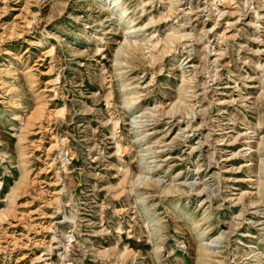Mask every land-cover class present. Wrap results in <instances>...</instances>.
Returning <instances> with one entry per match:
<instances>
[{
    "label": "rangeland",
    "instance_id": "obj_1",
    "mask_svg": "<svg viewBox=\"0 0 264 264\" xmlns=\"http://www.w3.org/2000/svg\"><path fill=\"white\" fill-rule=\"evenodd\" d=\"M0 264H264V0H0Z\"/></svg>",
    "mask_w": 264,
    "mask_h": 264
},
{
    "label": "bare ground",
    "instance_id": "obj_2",
    "mask_svg": "<svg viewBox=\"0 0 264 264\" xmlns=\"http://www.w3.org/2000/svg\"><path fill=\"white\" fill-rule=\"evenodd\" d=\"M123 14H125V13H124V10L122 11L121 16H119V18H118V22H117V23H120V22L123 21V17H124ZM117 23H116V24H117ZM116 27H117V26H116ZM95 39H96V38H95ZM126 105L129 106V103L127 102Z\"/></svg>",
    "mask_w": 264,
    "mask_h": 264
}]
</instances>
